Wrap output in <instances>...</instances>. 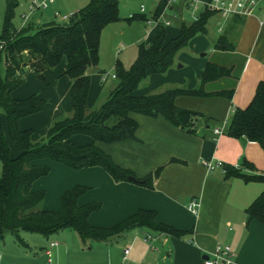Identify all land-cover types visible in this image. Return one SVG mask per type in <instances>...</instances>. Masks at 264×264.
Returning <instances> with one entry per match:
<instances>
[{
	"label": "trees",
	"instance_id": "trees-1",
	"mask_svg": "<svg viewBox=\"0 0 264 264\" xmlns=\"http://www.w3.org/2000/svg\"><path fill=\"white\" fill-rule=\"evenodd\" d=\"M17 5V0H7V13L0 37V239L11 231L20 243L28 245L20 237L19 231L50 236L67 228L78 231L83 241L91 239L107 242L135 227H149L173 236H183L184 231L158 221L156 212L150 209H140L110 227L93 225L89 220L90 215L98 211L102 203H79V198L89 189L85 185L65 191L60 210H42L39 206L46 192L33 190L32 186L36 180L50 173L49 165L37 163L48 158L77 170L101 166L116 182L130 181L129 176H134L137 179L135 182L153 188L164 166L138 178L132 169L119 165L97 142L111 144L136 140L139 122L134 114L150 117L162 115L175 126L195 133V120L205 115L179 107L176 104L178 96H223L232 99L245 60L240 63L232 55L236 44L226 33L216 41L214 49L218 56L208 61L198 86L172 87L157 93L134 95L152 74H164L174 66L179 51L193 37L207 32L208 20L216 12L205 9L198 19L190 24L184 23L179 34L171 39H167L163 28L153 42H142L139 56L130 68H125L120 61L116 63L117 85L99 107L90 109L92 78L89 70L99 64L103 28L120 19L119 0H91L66 22L50 20L39 24L28 23L15 30L12 17ZM165 6L166 1L161 0L155 16ZM2 59L6 64L3 78ZM64 60L61 74L72 79L73 114L50 125L46 139L35 141L34 131L21 129L19 122L24 117L42 111L45 100L36 94L14 98L12 92L24 84L26 72L36 74L41 81L49 84L45 70L61 65ZM3 114L7 134L3 126ZM110 120L113 122L109 123ZM224 132L232 137L257 142L264 150V81L259 82L250 104L234 111ZM78 134L90 136L93 142L75 143L72 138ZM224 169L226 178L240 177L245 182H264V171L246 159L239 166L225 164ZM246 212L249 219L256 218L264 222V190Z\"/></svg>",
	"mask_w": 264,
	"mask_h": 264
},
{
	"label": "crops",
	"instance_id": "crops-1",
	"mask_svg": "<svg viewBox=\"0 0 264 264\" xmlns=\"http://www.w3.org/2000/svg\"><path fill=\"white\" fill-rule=\"evenodd\" d=\"M184 10L198 11L199 14L195 16L199 17L205 7L201 3L197 4L196 8L190 7L185 0H181L178 8L174 2L166 12L180 13L182 26L184 23H191L186 22ZM28 14L31 19L24 25L52 20L45 17L43 10ZM151 15H154V10ZM213 16H216L215 30L208 35L207 28L206 33L198 34L190 41L196 52L206 50L205 59L196 58L194 65L189 67L193 73L191 83L187 82L185 73L179 71L174 64L164 74H152L147 79L146 86L138 88L134 95L154 93L155 89L171 81H174V86H198L206 64L218 56L214 49L216 41L226 33L236 44L232 55L240 63L245 60L232 99L223 96H178L176 104L179 107L205 115L195 120V133L175 126L162 115H133L139 122L137 139L112 143L121 156L115 160L119 165L132 169L138 178H143L158 167L164 166L153 188L131 180L116 182L101 166L79 169L85 179L89 178L92 183L99 185L95 197L92 194H83L79 198L80 204L94 201L102 203V207L90 215L89 220L93 225L110 227L140 209H150L156 212L158 221L185 232L183 236L177 237L149 227H135L107 242H102L106 244L103 245V250L107 264H204L205 257L213 253L218 244L229 245L233 249L235 255L230 264H264V222L256 218L249 219L246 212L263 192L264 182H245L240 177L226 178L222 167L217 166L210 171L204 165L205 160H220L225 164L239 166L246 159L259 167L260 171H264V150L259 143L232 137L224 132L234 111L247 107L259 82L264 81V4L254 15L235 14L223 17L216 12L211 17ZM143 17L146 19L148 15ZM167 26L163 22L155 25L156 37L165 28L168 39ZM181 26L174 30V36L171 38L179 34ZM63 65L57 66V69L48 67L45 70L46 78L50 76L52 79H60L66 75L61 74ZM101 78L106 81L103 75ZM23 86L13 90L14 98L26 97ZM36 115L22 118L21 128L25 129L21 125L22 120H33ZM216 127L223 128V133L219 136L215 134ZM172 158L177 160L171 161ZM41 179L33 183V190H44L39 184ZM80 182L90 183L84 180ZM194 197L200 202L197 213L188 208V203ZM146 234L152 237L149 242L144 240ZM53 242L57 244L52 245ZM65 242L66 239L63 240V243ZM114 243L116 248L108 246ZM59 246L61 242L52 241L49 248L42 249L51 254L52 250ZM127 247L130 248L129 253H125Z\"/></svg>",
	"mask_w": 264,
	"mask_h": 264
},
{
	"label": "rangeland",
	"instance_id": "rangeland-1",
	"mask_svg": "<svg viewBox=\"0 0 264 264\" xmlns=\"http://www.w3.org/2000/svg\"><path fill=\"white\" fill-rule=\"evenodd\" d=\"M17 2L18 5L15 6L12 17V26L15 30H19L29 20L30 17L25 19L24 14L30 12L31 0H17ZM90 2L91 0H56L54 4L43 10V13L48 19L52 18V20L58 22H66L60 16H56V13L58 12L61 16L69 15L81 10ZM158 2L159 0H119L120 19L116 22L109 23L103 28L99 47V64L89 70L92 78L91 92L89 95L90 109L99 107L108 98L111 89L117 85L118 81L113 76V74H116V63L120 61L125 68H130L139 56L140 44L155 40L157 31L154 30V27L157 24L149 25L143 15H140V10L144 7L146 14L150 17ZM180 2L181 0L175 2L177 8L180 6ZM6 13L7 0H0V37L3 34ZM134 14H138V16L131 17ZM198 14V11L184 10V18L187 23L193 22L195 20L194 16ZM160 15L161 13L156 15V17ZM215 18L216 16H213L208 21V35L217 27L215 25ZM161 20L163 22L165 20L171 21V25L167 26L169 28L168 39H170L174 36V30L180 28L182 16L180 13L168 11L162 16ZM192 47L189 42L186 47L181 49L177 54L175 63L177 69L185 73L187 82L190 83L193 80V73L189 70V67L194 65L196 58L205 59L206 57L204 55L206 50L196 52ZM64 62L65 60L62 64ZM52 69L57 68L52 67ZM5 71V60L2 59V78L5 76ZM102 75L106 77V81H102ZM25 77L26 80L21 85H24L25 96L28 97L36 94L45 100V105L42 111L35 113L37 115L34 116L33 120H29L32 118H26L22 120L21 125L25 129H32L34 131L33 139L40 141L46 139V133L50 125L59 119L73 114L71 95L72 79L68 75H64L60 79L55 77L52 79L50 76H47L51 80L48 84L41 81L34 73L26 72ZM146 81L140 85L139 89L146 86ZM176 86L181 87V85ZM176 86H174V81H171L169 84L155 89L154 93ZM2 120L7 134L4 114L2 115ZM112 122L113 120L109 121V123ZM72 140L77 144L93 142L90 136L84 134H78ZM97 145L109 153L114 160L121 158L112 143L98 141ZM39 162H43L41 164H47L51 168L50 173L41 177L42 179L39 182L46 191V198L39 206L42 210H60L64 192L77 185L85 184V186L89 187V190L85 193L87 195L92 194L95 197L98 194L96 190L99 188V185L92 183L88 177V179H85V176L79 173L80 170L73 169L64 163L48 158L38 160L37 163ZM1 172L2 162L0 161V174ZM80 180L90 183H82ZM19 234L28 245L20 243L13 232H6L4 238L0 239V264H107V261L104 259L105 251L103 250V245L106 244L91 239L83 241L78 231L72 228L63 229L50 236L27 230H21ZM64 239H66L65 243H63ZM52 241L61 242V246L54 248L52 253L48 254L42 248H49ZM108 246L110 248H116V243L109 244Z\"/></svg>",
	"mask_w": 264,
	"mask_h": 264
},
{
	"label": "built area",
	"instance_id": "built-area-1",
	"mask_svg": "<svg viewBox=\"0 0 264 264\" xmlns=\"http://www.w3.org/2000/svg\"><path fill=\"white\" fill-rule=\"evenodd\" d=\"M56 0H31L30 3V13L37 11V10H44L47 9L50 5H52ZM166 6L161 12V15L159 17L155 16V12L157 10V7L161 0H159L157 7L154 9V15H150V17L146 18V21L149 25L152 24H160L163 22L161 20L162 16L166 13V11L169 9V6L172 5L177 0H165ZM190 7H197V4L201 3L204 5L205 9H209L211 11H215L220 13L223 17H229L231 15L240 14V15H254L256 11L264 4V0H211V1H203V0H185ZM145 8L142 7L140 10V15H145ZM138 14L131 15V17H136ZM56 16H60L63 20H68L72 14L61 16L59 13H56ZM29 17V14H25L24 18L27 19ZM195 19H198V16H195ZM164 25H170V20H165L163 22ZM114 77H116V74H113ZM104 79L106 77L104 76ZM223 133V128L216 127L215 128V134L217 136L221 135ZM204 165L208 168V170H213L217 166H220L224 169L225 163L223 161H217L214 162L212 160H205ZM225 171V169H224ZM200 206V202L198 198L194 197L190 200L188 203V208L194 213L198 212ZM151 236L149 234H146L144 240L149 242L151 240ZM57 243L53 242L52 245H56ZM130 248L127 247L125 249V253H129ZM235 253L231 246L229 245H222L218 244L216 246V249L213 253H211L208 258L204 260V264H230L232 263L233 257ZM139 264H148L141 262Z\"/></svg>",
	"mask_w": 264,
	"mask_h": 264
},
{
	"label": "water",
	"instance_id": "water-1",
	"mask_svg": "<svg viewBox=\"0 0 264 264\" xmlns=\"http://www.w3.org/2000/svg\"><path fill=\"white\" fill-rule=\"evenodd\" d=\"M129 180H131V181H137L136 177H134V176H129ZM205 258H208V255Z\"/></svg>",
	"mask_w": 264,
	"mask_h": 264
}]
</instances>
